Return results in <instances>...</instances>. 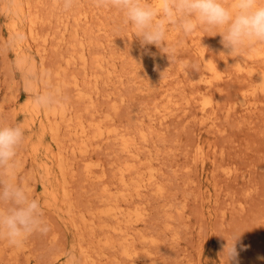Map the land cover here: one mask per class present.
I'll use <instances>...</instances> for the list:
<instances>
[{"label": "rangeland", "instance_id": "374dc122", "mask_svg": "<svg viewBox=\"0 0 264 264\" xmlns=\"http://www.w3.org/2000/svg\"><path fill=\"white\" fill-rule=\"evenodd\" d=\"M7 1L8 0H0V5H4ZM29 2L31 4V9L41 16L40 27L38 28V32H40L39 36L41 37L36 39V43L30 40L31 44L28 43L29 48H24L25 50H22L23 53H19V57L28 58L29 65H37L36 67L39 68L38 70L44 69L45 72L51 76L50 80H53L52 83L54 87H52L50 80L47 81L46 84L41 81L43 84L40 82V91L47 88L48 90H46L49 92V88L50 91L55 88L54 84H56L55 82L58 80V76L56 75L58 69L60 72H64L63 74H68V82L64 85L63 91L61 92L62 94L65 92L64 96L60 93L57 94L58 97L56 98L64 101L66 100L65 95L67 97L69 95L67 98L69 100L64 102L70 101V107L74 111L83 109L85 103H87L79 100L77 96L78 90L74 82H81L79 88L82 87V89H87L90 86V89H87L90 91L93 86L95 88L98 87L97 85L99 83V89L96 88L99 93L97 91L94 93L96 89L94 88V91L92 89L95 95L92 93L91 110L94 109L92 111H95L96 108L94 116L100 114L104 117L101 119L99 115V118L95 117L96 119L103 120L109 115V118L105 119L109 122L112 116H114L110 122L112 123L113 121L115 124V126H113L114 128L118 126L117 128L119 130L117 131L120 134L126 132L125 134L130 135L136 129L143 126L147 129L149 128V131L146 130L150 135L145 130L149 135L148 140L145 141L147 143L149 141V147H147L148 144H146V146L144 142V144L141 143L142 141H138V144L141 143L142 146H144L142 147L143 150L150 149L147 154L151 155L150 157L153 159L152 161L150 160V164V162H148L150 157L145 154V156L148 157V160H146V157L144 158L148 162V165H146L147 167L155 166L154 168L157 172L159 169V183L164 185L166 193L159 197L157 193L155 194V189L152 191L148 189V191L145 190V192H143L144 194H141L144 196L142 200L139 198V201H137L138 197L135 196L131 200L136 201H133V206L141 201L142 204H140L142 206L140 207L142 209L146 208L145 212L147 215L144 219L145 221L138 223L136 227L133 228L134 232L138 231V234H145L150 231L149 234L154 237L156 236L159 240L156 244H150L149 242L146 244V240L141 241L143 245L141 242H138V247L142 252L144 251L143 253L140 251L141 254L146 253V249L148 253H151L149 255L150 257L140 256V263L230 264L229 253L234 242H236L235 246L239 253L237 258L238 264H264V92L256 93L255 96L250 95L252 98H249L253 101H257V107L255 108L254 106V108L252 107L245 110L246 107L244 108L240 103V95L247 89L252 81H250L249 76H246L247 74L245 72L240 73L236 71L237 69L234 64V62L236 63L238 60L243 59L244 55L246 57L248 51L254 48V44L246 47L248 49L245 48L246 50L243 49L234 56H229L227 55V50L224 49L223 45L220 43L221 37L219 35L214 36L215 33L213 32L196 31L190 36L184 37L176 29L170 33V30L173 29L170 28L167 43L170 47L174 48L175 51L168 56L167 53L160 51L154 45L142 48L139 40L134 37L133 31L124 26L121 14L110 8H97L93 0H74V5L69 10L63 8V0H29ZM8 3L10 4L11 0H9ZM83 16L85 17L83 18ZM9 25V18L5 17L4 13L0 10V124L19 123L25 129V137L15 158V171L17 173H14L13 177L11 176L10 179L12 182L24 186L31 195H34L42 201V219L44 221V226L49 230L47 234L37 232L32 235L21 247L10 246L5 237L0 235V242L2 239L4 241L0 243V264H58L59 260L63 261L64 259L65 261L69 258L67 256L72 257V254L78 261H81L82 255L78 253L76 245L81 237L80 233H83L84 237L87 235L89 236L90 233H88L89 229L86 228L84 224L81 225L79 214L84 212L89 213L90 210H98V205L102 203L100 201V195L105 183L109 185L113 193L118 192L120 185L118 184L117 174L115 173L118 171L119 165L125 160H128V155L123 153L124 156L127 155L126 159L123 158L122 151L120 150L121 153L119 151V138L116 135L110 136L109 139L111 140L108 138L91 140L92 142L90 141V144L92 143V146L90 145L89 150L85 154L74 153L70 147L74 140H70L71 135L69 132L65 131L67 129L62 126V130L60 131V142L62 145L67 144L64 146L66 148L65 155L72 163L70 166L71 168H69L66 173V177L68 176L69 199L71 201L73 197V207L76 206V208L74 207V218L77 219L78 223L80 222L79 224L82 228L78 231L73 225V228L70 227L73 221H70V214L67 213L66 215V206H64V210L63 208H57L60 211L53 207H49L45 194L48 192V186H52L56 181L51 178L53 181L48 179L49 184H47V178L43 177L45 174L40 164L42 161L44 162V156H46L43 155L46 152L45 148L48 147L50 149L52 147V149H54L55 144L51 140L47 141L50 137L46 136L42 139L43 142L40 141V145L41 143L43 144L41 146L39 145L41 133L38 131L42 129H40L41 126H39L40 124L37 120L31 122L33 116L26 104L28 98L33 96L40 98V92L37 93L36 96V94L32 93V91L26 87L29 80L28 70L26 66L24 67L18 64L20 59L17 58L18 53H16L15 49L16 44L10 33ZM74 31L75 33L77 32L76 38L78 37V40L84 41L88 47L86 48L88 54V64L86 63V65H83L80 60L72 62L71 65L65 61L71 48H73L71 44L74 42L76 43L74 40L75 35L72 36V34H75ZM48 34L49 37L47 36ZM43 35L47 41L42 40ZM172 35L173 37H170ZM9 37L12 38L10 39ZM38 42L40 44H38ZM45 43H47V45ZM203 44L207 49V56L217 61L218 68L223 75L228 74L227 76L225 75V78L221 81H218L217 85L214 84L215 86H211V90L205 89V83L203 81H198L203 60L201 59L199 49L202 48V46L204 47ZM45 45L47 48H45ZM37 47H40V50ZM257 47L264 46L263 44H259ZM26 50L30 55L35 57L36 60L27 55L28 52H26ZM37 50L39 51L37 52ZM41 52L45 53L42 54ZM94 52L99 54L97 55ZM93 53L95 56L101 58L106 57V59H104L106 62H108V60L112 62L113 57L117 55L113 62L115 64L114 67L110 65L112 63L107 64L104 61V63H106L105 66L109 65V67L114 70L112 74L116 76L112 74L111 76H104L106 75L105 71H102L104 75L101 71H98L102 77H98L100 78V80H98L100 82L97 84L95 83L96 81L93 82V79H96L95 76H86L88 71L87 74L94 72L92 68V59H94ZM158 53H164L165 55H163L165 60L161 63L155 62L154 59ZM22 54H24V56H22ZM41 54L46 57L41 56ZM152 54L155 55L153 56ZM242 54L243 56H241ZM63 57L66 58L63 60ZM42 58H44L45 61L44 66ZM31 59H33L34 63ZM134 59L143 62L141 67L147 69V71L141 72L138 69L139 72L137 69H134L133 66H131V62ZM258 60V66L264 67V59L259 58ZM252 62L251 64L254 65L255 63ZM45 65L48 66L49 69ZM61 66L66 69H63ZM62 69L64 71H62ZM69 72L70 75L72 74L71 76H69ZM137 73L139 75L141 74V76L138 77L139 75ZM67 74H65V78ZM53 76H57V80L52 78ZM89 77H93L92 81ZM147 79H153L152 81L157 82L155 83L159 86H155L157 89L154 87L156 91H153L154 89L147 91L140 89V87L148 81ZM88 80H90V82ZM141 80L144 81V83H142ZM251 80L253 79L251 78ZM87 81L88 83H86ZM48 82H50V86L49 84L47 85ZM69 82L71 84H69ZM91 83H94V85L91 86ZM86 85H88L87 88ZM41 87L43 89H41ZM70 88H74V90ZM67 89H70V91ZM203 90L205 92L209 90V93L214 97L216 96L215 104L212 109L213 111L208 110L206 113L202 112L199 103L196 102L198 100L193 98L199 91L203 92ZM151 92L154 93L151 94ZM50 96L53 99L56 95L50 92ZM61 96L65 99H61ZM185 97L189 104L184 102L186 101ZM177 99L178 104L175 103V105H171L175 110L173 111L172 108L171 115L163 119L162 116L166 110L163 111V113L159 110L162 106L161 104H164L163 106L165 107L167 105L165 102L168 100L167 110L169 111L171 108H169L170 104L177 102ZM75 102H78V104L76 105ZM175 106L178 108L176 107V109ZM83 110L82 112H87L86 114H89L87 110ZM158 110L161 113H159ZM168 111L167 113L170 112ZM103 112H106V115ZM110 112L113 113L112 116H110L112 114ZM144 113L153 115H151V117ZM210 113L212 116L215 114L214 119L216 118V123L212 124L209 120H204ZM89 115H84V119L89 118ZM113 123L111 125H113ZM106 124L109 126L108 123ZM144 127L143 129H145ZM63 128L65 129L63 130ZM128 130L131 132L130 134ZM155 131L156 133H154ZM37 133L40 134L38 135ZM135 134L131 136H135ZM137 137L136 135V138ZM29 139H32L35 143ZM35 139H37L38 142ZM29 142L34 145V148ZM45 142L48 144L46 145ZM36 143L40 146L38 149L39 153L35 150L37 146ZM201 145L204 147V151L202 148L204 154L202 153L203 156L200 157L197 147ZM139 146L138 150L137 148V151L135 150L137 153L141 151V145ZM56 149L57 147H55V150ZM144 153H146V151H141V156L136 163L139 164V166L140 164L142 166V163L143 165L145 164V160L142 157ZM68 154L71 156L75 155V157L73 156V158ZM33 155L35 156L34 159L36 158L41 162H38L36 159L33 160ZM77 155L79 156L77 157ZM120 160L122 161L121 163ZM91 161L93 163H101V166H94V168H96V174L105 173L103 181H98L97 178H90L85 173V164ZM116 162L118 163L116 164ZM35 163L36 165H34ZM115 165H118V167ZM35 166H39L40 170ZM226 168L231 171L229 173L226 172ZM8 178L9 177L5 176L4 170L0 169V179ZM56 178L57 176L55 179ZM114 180H116V183L113 182ZM45 181L46 184H44ZM113 185H115V188L117 186V188L115 189ZM96 203H98L97 206ZM122 203L127 205L131 202L123 201ZM77 210L80 211L78 212ZM76 216L79 217L76 218ZM65 218L68 219V221L66 220L68 223L65 221ZM97 220L99 219L97 218ZM69 222H71V224ZM166 222L170 224V227L167 229H165ZM97 230L99 231V229ZM76 236L78 238L77 240L75 238ZM87 238L88 237H85L86 243H88ZM71 242H73V245ZM144 245L147 246L145 247ZM74 248L75 250H73ZM62 249L64 251H62ZM116 249L118 252V248H104L107 254L104 256L106 260L102 259V257L97 263L101 264L105 262L102 264H108V261H112V264H123L121 260H119L121 258L120 256L118 259V253L115 252ZM112 251H114V253ZM64 252H68L69 255ZM58 253H60V255H58ZM112 253L115 256H113ZM109 257L111 259H109ZM122 259V262L129 264L127 260L124 258Z\"/></svg>", "mask_w": 264, "mask_h": 264}, {"label": "bare ground", "instance_id": "6f19581e", "mask_svg": "<svg viewBox=\"0 0 264 264\" xmlns=\"http://www.w3.org/2000/svg\"><path fill=\"white\" fill-rule=\"evenodd\" d=\"M9 1V0H8ZM8 1L4 4V5H0L1 7H0V10L4 13V16L5 17H7V18H9V22H10V25H9V29H10V33H11V35H12V37H13V39H14V41H15V44H16V47H15V49H16V53H18V56H17V58H19L20 60H19V62H18V64H20L21 66H26L27 67V70H28V76H29V80H28V82H27V85H26V87L30 90V91H32V93H34V94H36V96H37V93H39L40 95V98H37V97H35V96H33V97H31V98H28V101H27V104H26V106L28 107V109L30 110V112H31V115L33 116L32 117V121L31 122H35L36 120H37V122L40 124L39 126H41L40 127V129H42L41 131H38V132H40L41 133V135H40V140H39V145H40V141L41 142H43V138L44 137H46V136H49L50 137V139H47V141H49V140H51L52 142H54V144H55V147H57V149L55 150V147H54V149H52V147L51 146H49V147H51L50 149L48 148V147H46L45 149V153L43 154V155H46V156H44L45 157V159H44V162L42 161V163L40 164L41 165V167H42V169H43V171H44V176L43 177H46L47 178V184H49V182H48V179H50L51 180V178H53L54 179V181H56V183L55 184H52V186H48V192H47V194H45L46 196H47V203H48V205H49V207H53L54 209H59V208H63V210H64V206H66V215H67V213L68 214H70V221H73V223L71 224V222H69L71 225H70V227L71 228H73L72 227V225L79 231L81 228H82V226H80V222H81V225L82 224H84V226L86 227V228H88L89 229V232L88 233H90V235L88 236L87 234V236H85V237H88L87 238V240H88V243H86L85 242V237H84V234L83 233H80V239H79V241H78V243H77V241H76V243H77V251H78V253L79 254H81L82 255V260L80 261H78L77 259H76V257L72 254V257L71 256H67V257H69V258H67L65 261H64V259H63V261H61V260H59V262H58V264H100V263H97V262H99L98 260L99 259H101L102 257V259H105L106 260V257H104L105 256V250H104V248H106V247H110V248H118L119 249V251L117 252V249H116V251L115 252H117V253H115V254H117V256H118V259H119V256L121 257L119 260H121V263H123V264H125L124 262H122L123 261V259L122 258H124L125 260H127V262H129V264H142V262L140 263V260H139V257L140 256H149L151 253H148V251H147V249L145 250V252L146 253H144V254H141V252H142V250H140V248L138 247V242H141V241H145L146 242V244H148L147 242H149L150 244L151 243H155L156 244V242L157 241H159L158 240V238L155 236H151L150 234H149V232L150 231H148V233H145V234H138L137 232H134V227H136V225L138 224V223H140V222H142V221H145L144 219H145V217L147 216L146 215V212H145V209L146 208H141L140 206H142L141 204H142V202L140 201V202H137V204H135L134 206H133V201L134 202H136L135 200H133V201H131L132 200V198L135 196V197H138L137 198V201H139L138 199L140 198L141 200H142V198L144 197L143 195H141L143 192H145V190L146 191H148V189L149 190H153V189H155L154 191H156L155 192V194L157 193L158 194V196L160 197L161 195H163L164 193H166V191H165V187H164V185L162 184V183H159V179H158V172H159V169H158V172H157V170L154 168L155 166H154V164H153V162H152V165L154 166V167H151V166H148L147 167V165H148V162H150V160L152 161V159L153 158H151L150 156L151 155H148L147 154V152L150 150H147V149H142V147H144V146H142V144L141 143H145V145L146 144H148L149 143V141H148V143L147 142H145V141H147L148 140V136L150 135L149 134V128L147 129V128H145L144 126V128L145 129H143V127H139L138 129H136L135 131H134V129H133V131L136 133H134V132H129V130H128V133L130 134V135H127V134H125L126 132H124V134H120V133H118V131L117 130H119L117 127L118 126H116L115 128L113 127V126H115V124L113 123V121H112V123H113V125H111L112 123L110 122L111 121V119L112 118H114V116H112L113 115V113L112 112H110V113H112L110 116H112V118L110 119V123L109 122H107L105 119L106 118H109L108 116H106L105 117V119H103V120H101L104 116L102 115H100V114H95V115H97V116H94V112L96 111V108H95V111H92V110H94V109H92L91 110V106H92V102H91V98L93 97L92 96V93H93V91H94V83L91 85V86H93V88H91V91H92V89H93V91L91 92L90 90H87V89H90V86L87 88V86L89 85H86V88L87 89H82V87H80L79 88V85H80V83L81 82H77V81H75L74 82V79H73V82H74V84H75V86H76V89L78 90V98H79V100H82V101H84V102H87V103H85V105H84V107H83V109L86 111H88L89 112V114H86L87 112H82V110L83 109H78L77 111H74L70 106H71V102L69 103V102H64V101H68L69 99H67L68 97H69V95H68V97L65 95V97H66V100H64L63 98H62V96H64V94H65V92H63L64 94H62L61 92L63 91V87H64V85L68 82L67 81V79H68V74L67 73H65V74H67V76H66V78L64 77L65 76V74H63L64 72H60L58 69H57V71H56V75L58 76V80L56 79V77L57 76H53L52 78H55L57 81L55 82L56 84H54L55 85V88L52 90V91H50V88H49V92L45 89V90H41L40 91V82L41 81H43V83L45 82V84H46V82L47 81H49L50 80V75L49 74H47L46 72H45V70L43 69V70H38L39 68H37L35 65H33V64H31V65H29L28 64V58L26 59V57H19V53H23V51L25 50L24 48H27L28 47V43L29 44H31L30 43V40H33V42H35L36 41V39H38V37H41V36H39V33L40 32H38L39 31V25H40V23H41V16H40V14L38 15L36 12H34L32 9H31V4H30V2H29V0H11V3L9 4L8 3ZM58 1V0H57ZM36 3V2H35ZM33 4V3H32ZM33 6H35V5H33ZM57 6V5H56ZM38 10V9H37ZM39 12V11H38ZM84 15V14H83ZM87 15V14H86ZM85 16H83V18H84ZM43 19V18H42ZM79 19V18H78ZM44 20V19H43ZM88 31V30H87ZM171 32L170 33H172V31H175V29L173 28L172 30H170ZM74 33H75V31H74ZM77 33V32H76ZM76 33L75 34H72V36H74V40L76 41V43L74 42L73 44H71V46L73 45V48H71V50H70V53H69V55H68V57L66 58V57H63V60H64V58H66V60L65 61H67V63H70V65H71V63L72 62H76V61H78V60H80L82 63H83V65H86V63H87V52H86V48H88L87 46H86V44H85V42L84 41H81V40H78V37L76 38ZM174 34V33H173ZM65 35V34H64ZM80 35V34H79ZM171 35V34H170ZM48 37H49V34L47 35ZM11 37V38H12ZM47 37V38H48ZM168 37H169V35H168ZM170 37H173V35L172 36H170ZM10 38V37H9ZM10 38V39H11ZM73 38V37H72ZM191 38V37H190ZM173 39V38H172ZM183 39V38H182ZM202 39V38H201ZM40 40V39H39ZM42 40H44V41H47V39L44 37V35L42 36ZM41 40V42H43ZM48 40H49V38H48ZM63 40V39H62ZM50 42V41H49ZM202 42V41H201ZM36 43V42H35ZM38 44H40L39 42H38ZM43 44H44V42H43ZM46 45H47V43H45ZM69 44V43H68ZM46 45H45V48H47L46 47ZM97 45V44H96ZM200 45V44H199ZM204 45V44H203ZM257 45H259V44H254V48L252 49V50H250V51H248V53L246 54V57H245V55L243 56V54L241 55V56H243L244 58L243 59H241V60H238V59H235V60H238L236 63L234 62V64H235V66H236V71H238V72H240V73H246L247 75V77L249 76V78H250V81H252L251 82V84H249V86L247 87V89L243 92V93H241L240 91V93H241V95H240V103H241V105L242 106H244V108H245V110L247 109L248 110V108H254V106H255V108L257 107L256 105H257V101H253L251 98V96L250 95H256V93H260V92H264V67H262V66H258V63H259V58L261 59H264V47H257ZM26 46V47H25ZM39 46H41V45H39ZM201 46V45H200ZM261 46V45H260ZM263 46H264V44H263ZM75 47V48H74ZM80 47V48H79ZM249 47V46H248ZM29 48V47H28ZM27 48V49H28ZM38 49L40 48V47H37ZM69 48H70V46H69ZM24 49V50H23ZM32 49V48H31ZM43 49H44V46H43ZM246 49H248V48H246ZM246 49H244V50H246ZM23 50V51H22ZM40 50V49H39ZM39 50H37V52L39 51ZM45 50V49H44ZM47 50V49H46ZM18 51V52H17ZM99 51V50H98ZM26 52H28L27 50H26ZM25 52V53H26ZM42 53V52H41ZM45 53V52H44ZM44 53H42V54H44ZM68 53V52H67ZM95 53V52H94ZM93 53V54H94ZM199 53H200V56H201V59H203L202 60V69H201V72H200V74H199V77H198V81H203L204 83H205V89H209V90H211L212 88H211V86L213 87V85L215 84V85H217L218 84V81H221L223 78H225V75H223V73L221 72V70L218 68V65H217V61H215V59L213 60L212 58H210L209 56H207V49H206V47H205V45H204V47L202 46V48H200L199 49ZM41 54V56H44V57H46L45 55H42ZM63 54V53H62ZM65 54V53H64ZM95 54H97V53H95ZM95 54H94V59H92V68H93V70H94V72H90V74H87L86 73V76H95V78L96 79H93V82L94 81H96L95 83L97 84L98 82H100V81H98V80H100V78H98L99 76H101L102 77V75L100 74V72H98V71H105L106 72V75H104L103 74V72H102V74L104 75V76H111V74L112 73H114L113 71V69H111L110 67H109V65H106V66H108V67H106L105 66V64L107 63H112V64H110V65H112V67H114L115 66V64L113 63L114 62V60L116 59L115 57L117 56H115V57H113V61L111 62L110 60H108V62H106V60H104V59H106V57L105 58H101V57H99V56H95ZM99 54V53H98ZM97 54V55H98ZM115 54V53H114ZM27 55H29V56H31V57H33L32 55H30V53L28 52L27 53ZM90 55V54H89ZM163 55H164V53H158V54H156V56L154 57V59H155V62H162L163 60H165L164 58L165 57H163ZM22 56H24V54H22ZM62 56H64V55H62ZM165 56V55H164ZM240 56V57H241ZM90 57V56H89ZM88 57V58H89ZM93 57H91V58H93ZM239 57V56H238ZM35 57H33V59H34ZM33 59H31L32 60V62H33ZM43 59V66H44V64H45V61H44V58H42ZM109 59V58H108ZM200 59V60H201ZM257 59V60H256ZM35 60H36V58H35ZM89 60V59H88ZM254 60V61H253ZM42 61V60H41ZM104 61L106 62V63H104ZM254 62L255 64H257V65H252L251 64V62ZM258 61V62H257ZM252 62V63H253ZM263 62H264V60H263ZM31 63V62H30ZM34 63V62H33ZM132 64H131V66H133V68L134 69H139L141 72H144V71H147V69H143L142 67H141V65H142V63L143 62H140V60L139 61H137V60H133L132 62H131ZM200 63V62H199ZM36 64H37V61H36ZM41 64H42V62H41ZM61 64V63H60ZM63 64V63H62ZM80 64V63H79ZM88 64V63H87ZM152 64V63H151ZM154 64V63H153ZM260 65V64H259ZM40 66V65H39ZM46 66V65H45ZM63 66V65H62ZM61 66V67H62ZM82 66V65H81ZM88 66V65H87ZM201 66V65H200ZM47 68H48V66H46ZM67 67V66H66ZM83 67V66H82ZM129 67V66H128ZM127 67V68H128ZM63 68V67H62ZM87 68V67H86ZM85 68V69H86ZM142 68V69H141ZM49 69V68H48ZM63 69H66V68H63ZM62 69V71H64ZM149 69V68H148ZM56 70V69H55ZM92 70V71H93ZM125 70V69H124ZM138 70V71H139ZM143 70V71H142ZM150 70V69H149ZM50 71H52V70H50ZM128 71V70H127ZM136 71V70H135ZM139 71V72H140ZM224 72V71H223ZM227 72H229V71H227ZM79 73V72H78ZM116 73V72H115ZM136 73V72H135ZM199 73V72H198ZM230 73V72H229ZM55 74V73H54ZM73 74H75V73H73ZM138 74V73H137ZM136 74V75H137ZM145 74V73H144ZM72 75V74H71ZM70 75V72H69V76H71ZM112 75H114V76H116L115 74H112ZM135 75V76H136ZM139 75V74H138ZM137 75V76H138ZM228 75V74H227ZM226 75V76H227ZM77 76H78V74H77ZM120 76V75H119ZM141 76V74L138 76V77H140ZM148 77V76H147ZM26 78H27V75H26ZM43 78V79H42ZM90 78V80L92 81V78L91 77H89ZM107 78V77H106ZM231 78V77H230ZM251 78L253 79V80H251ZM79 79V78H78ZM110 79V78H109ZM112 79V78H111ZM27 80V79H26ZM90 80H88L89 82H90ZM148 80V79H147ZM153 79H151V80H148L147 82H145L144 83V81H142V83H144L143 85H142V83H141V87H140V89L141 90H144V91H147V90H153L154 89V87L155 86H159V85H156V83L154 82V81H152ZM51 81V83H52V81L53 80H50ZM70 81V80H69ZM88 81L86 82V83H88ZM146 81V80H145ZM111 82V81H110ZM42 83V82H41ZM42 83V84H43ZM50 82H48L47 83V85L49 84ZM71 83H72V81H71ZM70 82H69V84H71ZM85 83V82H84ZM108 83H109V80H108ZM155 83V84H154ZM68 85V84H67ZM66 85V86H67ZM83 85V84H82ZM214 85V86H215ZM44 86V85H43ZM42 86V87H43ZM49 86H50V84H49ZM96 86V85H95ZM98 87H99V83H98V85H97ZM164 86V85H163ZM41 87V89H43ZM52 87H54L53 86V83H52ZM51 87V88H52ZM69 87V86H68ZM74 87V86H73ZM98 87H96V88H98ZM75 88V87H74ZM74 88H70V89H73L74 90ZM95 88V89H96ZM156 88V87H155ZM169 88V87H168ZM211 88V89H210ZM64 89H66V88H64ZM70 89H67V90H69L70 91ZM99 89V88H98ZM98 89H96L95 91H94V93L97 91L98 92ZM157 89V88H156ZM28 90V91H29ZM165 90V89H164ZM197 90V89H196ZM209 90L207 91L206 90V92L203 90V92H200L199 91V93L197 94V93H195V94H197L196 96H194L193 98H195L196 100H198V101H196V102H198L199 103V106H200V109H201V111L202 112H204V113H206L208 110H212L213 109V107H214V104H215V97L211 94V93H209ZM224 90V89H223ZM66 91V90H65ZM153 91H156L155 89L153 90ZM218 91V90H217ZM243 91V90H242ZM50 92H52V93H54L56 96H55V98H53L52 99V97L50 96ZM74 92V91H73ZM149 92V91H148ZM197 92V91H196ZM221 92V91H220ZM61 93V99H63L64 101H62V100H60V99H58V98H56V97H58L57 96V94H60ZM67 93V92H66ZM93 93V95H95ZM99 93V92H98ZM154 93V92H153ZM152 92H151V94H153ZM213 93V92H212ZM218 93V92H217ZM187 94V93H186ZM192 94V93H191ZM31 95V94H30ZM52 95V94H51ZM76 95V94H75ZM76 97V96H75ZM187 97V96H186ZM185 97V100L187 99ZM249 97H251V98H249ZM77 98V97H76ZM171 98V97H170ZM190 98V97H189ZM75 99V98H74ZM73 99V100H74ZM97 99V98H96ZM239 99V98H238ZM151 100V99H150ZM156 100V99H155ZM173 100H174V98H173ZM172 100V101H173ZM176 100V99H175ZM76 101H77V99H76ZM95 101V100H94ZM167 101L168 100H166V102H165V104H167L165 107L163 106L164 104H161L162 106L160 107V111H162V113H163V111H165L166 110V112H164V114H163V119L164 118H167L169 115H171V110H172V106L171 105H175V103L176 104H178V99H177V102H174V104H170V106H169V108H170V112L167 110V106H168V103H167ZM189 101V100H188ZM80 102V101H79ZM169 102V101H168ZM171 102V101H170ZM182 102V101H181ZM184 102H187V100L186 101H184ZM217 102V101H216ZM70 105H69V104ZM76 103V102H75ZM158 103V102H157ZM173 103V102H172ZM188 103V102H187ZM233 103V102H232ZM78 104V102L76 103V105ZM156 104V103H155ZM189 104V103H188ZM191 104V103H190ZM72 105H74V104H72ZM83 105V104H82ZM94 105V104H93ZM96 105V104H95ZM224 105V104H223ZM262 105V104H261ZM144 106V105H143ZM178 106V105H177ZM177 106H175V108L177 107ZM190 106V105H189ZM77 107V106H76ZM116 107V106H115ZM148 107V106H147ZM159 107V106H158ZM162 107H164V108H166V109H164V108H162ZM178 107H180V106H178ZM177 107V108H178ZM192 107V106H191ZM112 108V107H111ZM156 108V107H155ZM154 108V109H155ZM162 108V109H161ZM176 108V109H177ZM211 108V109H210ZM232 108V107H231ZM243 108V107H242ZM146 109V108H145ZM158 109V108H157ZM215 109V108H214ZM236 109V108H235ZM83 110V111H84ZM98 110V109H97ZM112 110V109H111ZM158 110V112L159 113H161L160 111ZM175 109L173 108V111H174ZM232 110V109H231ZM27 111V110H26ZM99 111H101V110H99ZM103 111V110H102ZM146 111V110H145ZM167 111L169 112V113H167ZM172 111V112H173ZM213 111V110H212ZM25 112V111H24ZM107 112V111H106ZM105 112V113H106ZM148 112V111H147ZM149 112H151V111H149ZM247 112V111H246ZM26 113H28V112H26ZM83 113V114H82ZM101 113V112H100ZM104 113V112H103ZM104 113V114H105ZM107 113H109V112H107ZM152 113V112H151ZM209 113V112H208ZM211 113H213V112H211ZM209 114V115H207L206 117H205V119L204 120H209L210 121V123H216V118L214 119V116H215V114H214V116H212V114ZM102 114V113H101ZM144 114H147V116H151V115H153V114H148V113H144ZM156 114H157V112H156ZM174 114V113H173ZM230 114V113H229ZM84 115L85 116H90L89 118H87V119H84ZM99 115H100V117H101V119L100 120H98V119H96V118H99ZM106 115V114H105ZM160 115H162V114H160ZM155 116V115H154ZM96 117V118H95ZM152 117V116H151ZM151 117H149V118H151ZM200 117V116H199ZM27 119V118H26ZM114 120V119H113ZM215 120V121H214ZM106 121V122H105ZM145 121V120H144ZM161 121V120H160ZM208 121V122H209ZM214 121V122H213ZM141 122V121H140ZM106 123H108L109 124V126L106 124ZM162 123H163V121H162ZM28 124H29V122H28ZM26 125H27V123H26ZM34 125H35V123H34ZM111 125V126H110ZM132 125V124H131ZM135 125V124H134ZM217 125V124H216ZM28 126V125H27ZM62 126H64L67 130H65V131H67V132H69V134L71 135V138H70V140L72 141V139L74 140V142L72 141V145H70V147H71V150H72V152H74V153H80V154H85L88 150H89V148H90V145L92 144H90V141L91 140H101V139H105V138H110V136L112 137L113 135H116L118 138H119V142L118 143H120V148H119V151L121 150L122 151V156H123V158H125L126 159V156H127V159L128 160H125L121 165H119V167H118V165L116 166V167H118V171L115 173V174H117L116 176H117V181H118V184L120 185V188H119V190H118V192H115V193H113L111 190H110V188H109V185L108 184H104V188H103V190H102V192H101V195H100V201L102 202L100 205H98L99 207L97 208L98 210L97 211H94V210H90L89 211V213H87V212H84V213H81V214H79L80 215V222L78 223V221H77V219H75L74 217H75V215H74V211H75V209H74V207L76 208V206H74L73 207V202H72V200H73V197H72V199H71V201H70V199H69V192H68V188H69V185H68V181H67V177H66V173H67V171L69 170V168H71L70 166L72 165V163L70 162V160L67 158V156L65 155V150H66V148L64 147L65 145H67V144H65V145H62V143L60 142V131L62 130L61 128H62ZM141 126V125H140ZM130 127V126H129ZM148 127V126H147ZM65 128H63V130L65 129ZM117 128V129H116ZM131 128V127H130ZM133 128V127H132ZM31 129V128H30ZM37 129V128H36ZM35 129V130H36ZM148 131H147V130ZM219 129V128H218ZM39 130V129H38ZM122 130V129H121ZM124 130H126V129H124ZM148 132V134H147V132ZM156 130V129H155ZM132 131V130H131ZM63 132V131H62ZM119 132H121V131H119ZM152 132V131H151ZM150 132V133H151ZM39 133V134H40ZM65 133V132H64ZM154 133H156V131L154 132ZM38 134V133H37ZM38 134V135H39ZM66 134V133H65ZM64 134V135H65ZM68 134V135H69ZM132 134H135V136H131ZM62 135V134H61ZM69 135V136H70ZM118 135H120V136H118ZM136 135L138 136L137 138H136ZM154 135V134H153ZM34 136V135H33ZM116 136H114V137H116ZM157 136V135H156ZM39 137V136H38ZM116 137V138H117ZM153 137V136H152ZM32 138V137H31ZM62 138V137H61ZM139 139V140H138ZM154 139V138H153ZM152 139V140H153ZM29 140H31L32 141V139H29ZM35 140H37V139H35ZM68 140V139H67ZM69 140V141H70ZM109 140H111V139H109ZM117 140V139H116ZM46 141V142H47ZM63 141H65V140H63ZM62 141V142H63ZM140 141H142L140 144H138ZM33 143H35L34 141H32ZM37 142H38V140H37ZM45 142V144L47 145L48 143H46ZM66 142V141H65ZM64 142V143H65ZM92 142V141H91ZM96 142V141H95ZM29 143H31V142H29ZM51 143V142H50ZM63 143V144H64ZM67 143H68V141H67ZM113 143V142H112ZM116 143V142H115ZM143 143V144H144ZM37 144V143H36ZM36 144H35V146H36ZM43 143H41V145H42ZM44 144V145H45ZM53 144V143H52ZM94 144V143H93ZM138 144V145H137ZM199 144V143H198ZM31 145H33L32 143H31ZM38 144H37V146L35 147V150L37 151V153H39L38 152V149L40 148V146H39ZM119 145V144H118ZM117 145V146H118ZM139 145H141V148H140V150L141 151H143V152H145L146 151V153H144L143 155L144 156H142L143 157V159L146 157V160H148V157H150V159H149V161L147 162L145 159V164L143 165V163H142V166H141V164H140V166H139V164H136L137 163V161H138V159H139V157L141 156V151H139L140 153H137L136 151L138 150V148L140 147ZM204 145V144H203ZM203 145H201V146H198L197 148H198V152L200 153V157L201 156H203V154H204V147H203ZM92 146V145H91ZM147 146V145H146ZM152 146H153V144H152ZM44 147V146H43ZM67 147V146H66ZM147 147H149V144H148V146ZM151 147V146H150ZM33 148H34V145H33ZM136 148H137V150H136ZM146 148V147H145ZM202 148H203V151H202ZM70 149V148H69ZM216 149V148H215ZM33 150V149H32ZM136 150V151H135ZM70 151V150H69ZM118 151V150H117ZM121 151H120V153H121ZM218 151V150H217ZM216 151V152H217ZM32 153V152H31ZM123 153H125V154H127V155H123ZM152 153V152H151ZM203 153V154H202ZM34 154H36V153H34ZM73 154V153H72ZM145 154H147L148 155V157L147 156H145ZM154 154V153H153ZM152 154V155H153ZM69 155V154H68ZM37 156V155H36ZM69 156H71V155H69ZM68 156V157H69ZM74 157H75V155H73ZM73 156H71V157H73ZM79 155H77V157H78ZM34 155L32 156V158H33V160H35L34 159ZM73 157V158H74ZM81 157V156H80ZM79 157V158H80ZM153 157H154V155H153ZM204 157H205V155H204ZM122 158V157H121ZM122 158V159H123ZM198 158V157H197ZM71 159V158H70ZM82 159H83V155H82ZM81 159V160H82ZM121 159V160H122ZM142 159V158H141ZM140 159V160H141ZM200 159H202V158H200ZM205 159V158H204ZM203 159V160H204ZM37 160V159H36ZM95 160V159H94ZM120 160V163L122 162ZM124 160V159H123ZM143 160V161H144ZM202 160V161H203ZM38 161V160H37ZM142 161V162H143ZM16 162V161H15ZM38 162H41V161H38ZM92 162V161H91ZM91 162H87L86 164H85V173L88 175V177H90V178H97L98 179V181H103L104 180V176H105V173L104 172H102V173H100V174H96V168H94V166H101V163H91ZM34 163V162H33ZM77 163V162H76ZM106 163V162H105ZM118 162H116V164H117ZM119 163V164H120ZM18 164V163H17ZM83 164V163H82ZM147 164V165H146ZM150 164H151V162H150ZM34 165H36V163L34 164ZM39 165V164H38ZM74 165V164H73ZM103 165H105V164H103ZM107 165H108V163H107ZM145 166V167H144ZM36 168H39V166L37 167V166H35ZM76 167V166H75ZM78 167V166H77ZM81 167V166H80ZM109 167V166H108ZM74 168V167H73ZM157 168V167H156ZM228 168V167H227ZM226 168V172H230L231 170L230 169H227ZM20 169V168H19ZM75 169V168H74ZM83 169H84V167H83ZM97 169H99V168H97ZM101 169H102V167H101ZM100 169V170H101ZM39 170H40V168H39ZM105 170H106V168H105ZM109 170V169H108ZM43 171H42V173H43ZM111 171H113V170H111ZM38 172V171H37ZM84 172V171H83ZM108 172V171H107ZM114 172V171H113ZM15 173H17L16 171H15ZM109 173V172H108ZM111 173V172H110ZM5 174V173H4ZM70 174H71V171H70ZM113 174V173H112ZM69 175V174H68ZM83 175V174H82ZM108 175V174H107ZM106 175V176H107ZM111 175V174H110ZM57 176V178L55 179V177ZM112 176V175H111ZM12 177H13V175H12ZM113 177V176H112ZM116 178V177H115ZM51 181H53V180H51ZM72 181V180H71ZM113 182H115L116 183V180H114ZM42 183H44V182H42ZM44 184H46V181H45V183ZM43 184V185H44ZM102 184V185H103ZM114 184V183H113ZM118 185V186H119ZM97 186V185H96ZM115 185H113V187H114ZM28 187V186H27ZM71 187V186H70ZM74 187V186H73ZM111 187H112V185H111ZM46 188H47V186H46ZM115 188V187H114ZM116 188H117V186H116ZM115 188V189H116ZM45 191V190H44ZM113 191H114V189H113ZM73 192V191H72ZM144 194V193H143ZM146 194V193H145ZM153 196V195H152ZM99 197V196H98ZM155 198V197H154ZM74 201V200H73ZM125 202V201H127V202H131L130 204H123L122 202ZM148 201V200H147ZM96 202H97V200H96ZM144 202V201H143ZM75 203V202H74ZM141 203V204H140ZM148 203V202H147ZM97 204L98 203H96V206H97ZM132 204V205H131ZM138 204H139V206H138ZM150 204V203H149ZM171 204V203H170ZM95 205V204H94ZM130 205V206H129ZM165 205V204H164ZM96 206H95V208H96ZM144 206V205H143ZM47 207V206H46ZM79 207V206H78ZM144 207H146V206H144ZM84 208V207H83ZM170 208V207H169ZM57 209V210H58ZM78 209H80V208H78ZM148 210H149V208H148ZM58 211H60V210H58ZM78 211V210H77ZM76 211V212H77ZM80 211V210H79ZM78 211V212H79ZM161 211V210H160ZM163 211V210H162ZM75 214H77V213H75ZM69 217V216H68ZM67 217V218H68ZM79 217V216H78ZM77 216H76V218H78ZM67 218H65V221L67 220L68 221V219ZM97 218L99 219V220H97ZM147 220V219H146ZM66 221V222H67ZM98 221V222H97ZM164 222V221H163ZM68 223V222H67ZM147 223V222H146ZM145 223V224H146ZM166 225H165V229H167V228H169L170 227V224L168 223V222H166L165 223ZM84 227V228H85ZM99 229V231L96 229ZM83 228V229H84ZM77 230H75V231H77ZM96 230H97V232H96ZM83 231V230H82ZM167 231V230H166ZM74 232V231H73ZM147 232V231H146ZM75 233V232H74ZM73 233V234H74ZM151 233H153V232H151ZM155 233V232H154ZM146 234H149V235H146ZM76 235V234H75ZM74 235V236H75ZM157 235V234H156ZM160 237V236H159ZM76 238V240L78 239L77 238V236L75 237ZM6 239V238H5ZM2 241H3V239H2ZM2 241L0 242V243H2ZM4 242V241H3ZM142 243V242H141ZM140 243V244H141ZM71 244L73 245V242H71ZM142 245H143V243H142ZM145 246V245H144ZM147 246V245H146ZM145 246V247H146ZM72 247V246H71ZM73 250H75V248L73 249ZM62 251H64L63 249H62ZM107 251V250H106ZM108 251H109V248H108ZM107 251V252H108ZM141 251V252H140ZM74 252V251H73ZM113 253H114V251H112ZM144 252V251H143ZM142 252V253H143ZM150 252H153V251H150ZM1 253V252H0ZM61 253V252H60ZM60 253H58V255H60ZM63 253V252H62ZM64 253H66V254H68V252H64ZM112 253V254H113ZM74 254H75V252H74ZM110 254V253H109ZM258 254V253H257ZM262 254V253H261ZM69 255V254H68ZM70 255H71V252H70ZM107 255V254H106ZM63 256V255H62ZM62 256H60V257H62ZM65 256V255H64ZM110 256V255H109ZM113 256H115L114 254H113ZM264 256V255H263ZM2 257V256H1ZM55 257H56V255H55ZM110 257H112V256H110ZM109 257V259H111ZM150 257V256H149ZM148 257V258H149ZM78 258H79V256H78ZM80 258H81V256H80ZM142 258V257H141ZM116 259V258H115ZM154 259V258H153ZM104 260V261H105ZM124 260V261H125ZM58 261V260H57ZM100 261H102V260H100ZM144 261V260H143ZM109 262H110V264H112V261H108V264H109ZM115 262V261H114ZM113 262V263H114ZM116 262H117V260H116ZM102 263H105V262H102ZM101 263V264H102ZM128 264V263H127Z\"/></svg>", "mask_w": 264, "mask_h": 264}, {"label": "clouds", "instance_id": "9594fccd", "mask_svg": "<svg viewBox=\"0 0 264 264\" xmlns=\"http://www.w3.org/2000/svg\"><path fill=\"white\" fill-rule=\"evenodd\" d=\"M97 8H110L123 17L142 48L154 45L168 56L175 51L167 43L170 28L184 37L196 31L215 33L227 55L234 56L253 44H264V0H93ZM74 0H63L69 10ZM153 56L155 54H152ZM25 137L19 124H0V235L8 244L21 247L37 232L49 230L42 219V201L19 183L11 181L15 158ZM234 242L230 264H238Z\"/></svg>", "mask_w": 264, "mask_h": 264}]
</instances>
